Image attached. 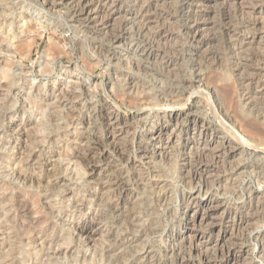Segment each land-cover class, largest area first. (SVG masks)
Segmentation results:
<instances>
[{
    "label": "rangeland",
    "instance_id": "rangeland-1",
    "mask_svg": "<svg viewBox=\"0 0 264 264\" xmlns=\"http://www.w3.org/2000/svg\"><path fill=\"white\" fill-rule=\"evenodd\" d=\"M0 3V264H264V191L255 189L264 178V71L236 70L229 51L230 43L241 45L238 58L248 59L243 42L253 32L244 22L248 14L230 7L235 27L229 38L216 7V45L211 43L213 57L203 59L191 53L177 0H109L106 8L118 9L109 33L72 22V4L65 0ZM118 27L127 30L126 43L150 39L155 57L123 56L110 39ZM183 78L184 93L170 98L168 88L181 87ZM190 96L197 100L198 127L214 128L194 135L195 148L188 146L193 135L175 128L170 114L191 105ZM104 103L125 126L115 140L123 149L119 155L104 136ZM183 118L178 121L186 126ZM161 124L171 132L168 155L153 165L139 147L148 130ZM15 157H22L16 168ZM49 159L54 161L47 170ZM16 171L46 180L30 185ZM120 176L118 187L113 182ZM147 178L164 184L152 186ZM204 199L211 205L203 206ZM25 208L28 214L15 215ZM194 210L195 227L188 225L182 234ZM85 218L99 229L88 245L73 229ZM58 245L63 256L42 255Z\"/></svg>",
    "mask_w": 264,
    "mask_h": 264
},
{
    "label": "bare ground",
    "instance_id": "bare-ground-1",
    "mask_svg": "<svg viewBox=\"0 0 264 264\" xmlns=\"http://www.w3.org/2000/svg\"><path fill=\"white\" fill-rule=\"evenodd\" d=\"M56 1V0H55ZM69 3L72 4V15H71V20L72 22H75V23H79V24H82V25H85V26H89L91 27L92 29L94 30H101L102 28L103 29H106L105 31L108 32L109 30L112 31V28L114 29V25H113V22L115 20V17H116V12L118 13V9L115 8V6H110L109 8H106V5L108 3L109 0H92L90 3L89 0H65ZM115 1V0H114ZM139 1V0H138ZM178 1V14L179 16L181 17L182 21V29L184 31V33H188V36H189V39H190V42L191 44L193 45V48L192 49V52L193 53V56L194 57H201L203 59H206V58H210L214 51H212V46L216 43L213 44V42L215 41V38H216V32L214 31V28H215V21H214V14H215V8L218 7L220 8V11H222V21L224 23V26L221 27L223 28V33H225V35L227 37H231L232 35V32L234 30V27L231 22L229 21L230 19V7H232L233 5H235V9L240 12L241 14H245L244 16L247 15V19L245 18V23L247 25L250 26L251 29H253V32L252 34H248L247 37L244 36L243 38V42H244V46L248 45V50L250 49L249 51V54H248V59L246 58L245 60L244 59H241V58H238L239 57V54H240V50L242 48V46H237L236 43H230L229 45V51L230 53L232 54V63H233V66L235 67L236 70H240L241 68H245L247 66H251V67H256L258 68V70H261V71H264V0H251V1H248V0H177ZM164 3V2H163ZM2 3H0V6H1ZM110 5V4H109ZM108 5V6H109ZM140 5V4H139ZM136 6V5H135ZM144 6V5H143ZM120 7V6H119ZM175 8V7H174ZM233 8V7H232ZM129 9V8H127ZM146 10V9H145ZM172 10V9H171ZM122 12V11H121ZM137 12V11H136ZM239 13V14H240ZM99 14H102L100 18H98ZM151 14V13H150ZM218 14V13H217ZM126 15V14H125ZM234 15V14H233ZM236 15V14H235ZM5 16V15H4ZM119 16V15H118ZM121 16V14H120ZM153 17V16H152ZM156 17V16H155ZM242 17V16H241ZM161 18V17H160ZM239 18V17H238ZM118 19V18H117ZM149 19V18H148ZM156 19V18H155ZM244 19V18H243ZM152 20V19H151ZM129 21V20H128ZM164 21V20H163ZM239 21V20H238ZM134 22V21H133ZM179 22V21H178ZM154 23V22H152ZM116 24V23H115ZM119 24H120V21H119ZM130 24V23H129ZM147 24V23H146ZM145 24V25H146ZM151 24V23H150ZM157 24V23H156ZM238 24V23H237ZM28 25V24H27ZM131 25V24H130ZM144 25V24H143ZM148 25V24H147ZM159 25V24H158ZM218 25V24H217ZM31 26V25H30ZM119 26V25H118ZM157 26V25H156ZM247 26V27H249ZM21 27V26H20ZM117 27V26H116ZM128 27V26H127ZM217 27V26H216ZM149 28V27H148ZM131 29V27H130ZM168 29V28H167ZM220 29V28H219ZM137 30V29H136ZM142 30V29H141ZM146 30V29H145ZM110 31V32H111ZM114 31V30H113ZM112 31V32H113ZM127 30H125L124 27H118V29L115 30V32L110 36L111 38V42L113 44H115L117 47H122V50H124V54L123 56L126 57L127 54H136V55H139L140 57H143V58H151L153 55L155 57V54L152 52V49L151 47L149 46L150 45V42L151 40L150 39H146L144 38L143 41L142 40H139V42H130L128 41L127 43L124 41L127 36H126V32ZM147 31V30H146ZM241 31V29H240ZM133 32V31H132ZM148 32V31H147ZM162 32V31H161ZM160 32V33H161ZM101 33V31H100ZM109 33V32H108ZM131 33V32H130ZM157 33V32H156ZM173 33V32H172ZM183 33V34H184ZM90 34V33H89ZM128 34V33H127ZM142 34L143 31H142ZM148 34H150L148 32ZM218 34V33H217ZM237 34V33H236ZM240 34V33H239ZM132 35V34H131ZM172 35V34H171ZM234 35V33H233ZM149 36V35H148ZM156 36V35H153V37ZM157 36H160V35H157ZM166 36V35H165ZM170 36V35H169ZM240 36V35H239ZM131 37V36H130ZM142 37V36H141ZM150 37V36H149ZM233 37V36H232ZM97 38V37H96ZM136 38V37H135ZM164 38V37H163ZM219 38V37H218ZM238 38V37H237ZM236 38V39H237ZM128 39V38H127ZM158 39V38H157ZM220 39V38H219ZM241 39V38H240ZM107 40V39H105ZM129 40V39H128ZM165 40V39H164ZM170 40V39H169ZM217 40V39H216ZM236 41V40H235ZM107 42V41H106ZM157 42V41H156ZM237 42V41H236ZM240 42V41H239ZM211 43L213 45H211ZM238 43V42H237ZM166 44V43H165ZM227 44V43H226ZM246 44V45H245ZM164 45V44H163ZM190 45V46H192ZM216 45V44H215ZM156 46V44H155ZM162 47V46H160ZM247 47V46H246ZM102 48L103 45H102ZM116 48V47H115ZM217 48V47H216ZM213 49L214 50H218V49ZM228 48V46H227ZM13 49V48H12ZM110 49V48H108ZM108 49H105V50H108ZM121 50V49H120ZM119 50V51H120ZM121 50V51H122ZM190 50V48H189ZM13 51V50H12ZM227 52V51H226ZM1 53V52H0ZM158 53V52H157ZM217 53V52H216ZM7 54V53H6ZM121 54V53H120ZM118 55V53H117ZM216 55V54H215ZM229 55V54H228ZM135 56V55H134ZM231 56V55H230ZM229 56V57H230ZM243 56V55H241ZM137 57V56H136ZM139 57V58H140ZM171 57V56H170ZM192 57V56H191ZM213 57V56H212ZM216 57V56H214ZM118 58V56H117ZM131 58V57H130ZM116 59V58H115ZM192 59V58H191ZM117 60V59H116ZM122 60V59H121ZM130 60V59H129ZM141 60V59H140ZM167 60V59H166ZM171 60V59H170ZM230 60V59H229ZM257 60V62H256ZM128 61V60H127ZM150 61V59H149ZM153 61V60H152ZM254 61L256 63H254ZM126 62V61H125ZM151 62V61H150ZM164 62V61H163ZM196 62V61H195ZM139 63V61L137 62ZM161 63V62H159ZM169 63V62H168ZM196 63H199V62H196ZM129 64V63H128ZM154 64V63H153ZM152 64V65H153ZM192 64V63H191ZM134 65V64H133ZM139 65V64H138ZM158 65V63H157ZM197 65V64H196ZM147 66V65H146ZM161 66V65H160ZM192 66V65H191ZM135 67V66H134ZM133 67V68H134ZM139 67V66H137ZM136 69H139L137 68ZM142 67V66H141ZM144 67V66H143ZM196 67V66H195ZM199 67V66H197ZM196 67V68H197ZM149 68V67H148ZM147 68V69H148ZM153 68V67H152ZM193 68V67H192ZM141 69V68H140ZM139 69V70H140ZM114 70V69H113ZM152 70V69H151ZM199 70V68H198ZM197 70V71H198ZM256 70V69H255ZM158 72V71H157ZM237 72V71H235ZM194 73H195V70H194ZM243 73V72H242ZM153 75V74H152ZM134 76V75H133ZM176 76V75H175ZM197 76H202L201 73L198 71L197 72ZM174 77V76H173ZM184 77V76H183ZM131 78V77H130ZM164 78V77H163ZM166 78V77H165ZM186 78V77H185ZM198 78V77H197ZM196 78V79H197ZM129 84L132 85V83H134V81L132 79H129ZM180 80V79H179ZM201 80V79H200ZM192 81V80H191ZM175 82V81H173ZM177 82V81H176ZM108 83V82H107ZM186 83V82H185ZM190 83V82H189ZM175 84V83H174ZM177 84H180V83H177ZM182 85H180L181 87H175V86H170L168 88V94L170 96V98L173 96L176 97V95L180 96L184 93V90L186 89V86L184 85V78L181 82ZM134 85V84H133ZM138 85V84H137ZM167 86V85H166ZM129 87V86H128ZM135 87V86H134ZM89 88V87H88ZM163 88V87H162ZM188 88V87H187ZM227 89V88H226ZM127 90V89H126ZM166 90V89H165ZM130 92V91H129ZM165 92V91H164ZM230 93V91H228ZM86 94V93H85ZM164 94V93H163ZM76 96V95H75ZM117 97V96H116ZM135 97V96H134ZM168 97V96H167ZM192 96H190L189 99H191ZM119 98V97H118ZM145 99L147 97H144ZM179 98V97H178ZM143 99V98H142ZM214 99V98H213ZM138 100H139V97H138ZM171 100V99H170ZM177 100V99H176ZM140 102V101H139ZM192 104L189 105L186 109L185 108H179V109H176L173 110L174 112H170L171 116H172V120L174 121V127L175 128H182L183 130H185V132H188L190 135H193L191 136V140H188V146H190L191 148L198 145V139L199 137L196 139L194 138V135H196V133H198V135H200L203 131L204 133H206L208 130H213L214 128H211L210 126H208V128H205V129H200V125L198 127V124H199V119H198V116L196 114V110H197V100L192 98L191 101ZM22 104V103H21ZM105 105V103H104ZM184 105V104H183ZM2 106V105H1ZM103 119L102 121L106 123L107 125V129L105 131V135L107 139H110L112 140V146H113V150L116 152V154H122V147L119 146V144H117L118 142V138L119 136L122 134L123 132V127L125 126H119V119H118V113L114 110V109H111L107 104L103 107ZM184 110V111H183ZM102 111V109H101ZM2 112V111H1ZM11 112V111H10ZM198 113V112H197ZM3 114V113H2ZM72 114V113H71ZM169 114V113H168ZM167 114V115H168ZM184 116L183 119H188L189 122L186 124V126L182 123V121H178L182 116ZM191 118V120H190ZM122 120V119H121ZM184 122V121H183ZM209 125V124H208ZM212 125V124H211ZM16 126V125H14ZM22 126V125H21ZM13 127V126H12ZM172 127V126H171ZM191 127V129H190ZM231 127V126H230ZM17 128V127H15ZM226 129V128H225ZM11 130V129H10ZM16 129H14L15 131ZM173 130V129H172ZM191 130V131H190ZM17 131V130H16ZM226 131H229L234 134H236L237 138L239 139H242L245 142V144L247 143V140L245 139L244 135L242 134H239V132H236L235 130H231L229 128L226 129ZM210 132V131H209ZM147 135H144L145 139H146V144L145 146H140V154L142 156V158L148 160V161H152L153 165L156 164L154 163V160H157L156 158L160 159V160H163L166 156V154L168 153V148H169V137H170V134L171 132L169 131L168 129V126L165 125V124H161V125H158L157 127L153 128L152 130H148V132L146 133ZM20 135V134H19ZM26 135V134H25ZM189 135V136H190ZM210 135V134H209ZM235 136V137H236ZM139 137H143V134L142 135H139ZM22 138V137H21ZM105 138V137H104ZM235 138V139H237ZM97 139V138H96ZM139 139V138H138ZM117 140V142L115 141ZM21 141V140H20ZM106 141V140H105ZM143 141V139H142ZM212 141L211 139L207 142V144ZM239 141V140H238ZM99 142V141H98ZM213 142V141H212ZM241 142V141H240ZM239 142V143H240ZM249 142V140H248ZM253 142V141H252ZM251 142V143H252ZM10 143V142H9ZM12 143V142H11ZM187 143V142H186ZM242 143V142H241ZM244 143V142H243ZM205 144V143H204ZM249 144V143H248ZM91 145V144H90ZM201 145V144H199ZM79 146V145H78ZM207 146V145H206ZM232 146V145H231ZM14 147V145L12 146ZM81 147V146H80ZM84 147V146H82ZM110 147V146H109ZM124 147V146H123ZM25 148V147H24ZM90 148V147H89ZM189 148V149H191ZM195 148V147H194ZM233 148V147H232ZM16 149V148H15ZM21 149V148H20ZM91 149V148H90ZM200 149V148H199ZM87 150V149H86ZM112 150V151H113ZM33 151V150H32ZM57 151V150H56ZM54 151V152H56ZM193 151V150H192ZM30 152V151H29ZM83 152V151H82ZM105 152V151H104ZM194 152V151H193ZM196 152V151H195ZM18 153V152H17ZM21 153V152H20ZM78 153V152H76ZM90 153V151H89ZM16 154V153H15ZM19 154V153H18ZM103 154V153H102ZM199 154V153H198ZM238 154V153H237ZM47 155V154H45ZM87 155V154H86ZM85 155V156H86ZM93 155V153L91 154ZM101 155V154H100ZM138 155V154H137ZM168 155V154H167ZM241 155V154H240ZM17 156V155H16ZM54 155H51V157H53ZM102 156V155H101ZM121 156V155H120ZM140 156V155H139ZM25 157V156H24ZM50 157V158H51ZM81 157V156H80ZM88 157V156H87ZM92 157V156H91ZM97 157V156H96ZM240 157V156H239ZM22 158V157H21ZM21 158L20 157H15L13 158V163H15V167L16 168L19 164H20V161H21ZM77 158V157H76ZM90 158V157H89ZM218 158V157H217ZM38 159V158H37ZM45 159V158H44ZM92 159V158H91ZM168 159V158H167ZM29 160V159H28ZM94 160V159H93ZM145 160V161H146ZM171 160V159H170ZM231 160V159H230ZM45 161V160H44ZM54 160L53 159H49L47 160V162L45 163V166L47 167V170H48V167H50L52 165V162ZM98 161V160H97ZM144 161V160H143ZM184 161V160H183ZM23 162V160H22ZM84 162V161H83ZM88 162V161H87ZM94 162V161H93ZM96 162V161H95ZM94 162V163H95ZM157 162V161H156ZM182 162V161H181ZM86 163V162H85ZM132 163V162H131ZM188 163V161H187ZM33 164V163H32ZM87 164V163H86ZM90 164V163H89ZM143 164V163H142ZM145 164V163H144ZM222 164V163H221ZM95 165V164H94ZM160 165V164H158ZM40 166V165H39ZM55 166V165H54ZM76 166V165H75ZM89 166V165H88ZM109 166V165H108ZM147 166V165H146ZM264 166V165H263ZM57 167V166H55ZM59 167V166H58ZM155 167V166H154ZM189 167V166H188ZM191 167V166H190ZM29 168V167H28ZM33 168V167H32ZM43 168V167H42ZM93 168V167H92ZM115 168V167H113ZM112 168V169H113ZM157 168V167H156ZM27 169V168H26ZM101 169V167H100ZM104 169V168H103ZM142 169V168H141ZM151 172L154 171L155 168H148ZM159 169V167H158ZM19 170V169H18ZM41 171V170H40ZM54 171V170H53ZM88 171V170H87ZM86 171V172H87ZM194 171V170H193ZM200 171V169H199ZM91 172V171H90ZM101 173V172H100ZM193 173V172H192ZM195 173V171H194ZM50 174V173H49ZM109 174V173H108ZM117 174V173H116ZM148 174V173H147ZM157 174V173H156ZM198 174V173H197ZM15 175L17 176V179H22V181H29L30 185H35V184H40L44 179L42 177L44 176H41L37 173H29L28 175L27 174H22L20 171H16L15 172ZM95 175V174H94ZM111 175V173H110ZM119 175V174H118ZM15 176V177H16ZM48 176V175H47ZM109 176V175H108ZM148 176V175H147ZM157 176V175H156ZM155 176V177H156ZM94 177V176H93ZM98 177V176H97ZM102 177V176H101ZM151 177V176H150ZM163 177V176H162ZM58 178V177H57ZM61 178V177H60ZM96 178V177H95ZM111 178V177H110ZM123 178V177H122ZM120 177H116L113 184L114 185H121L123 184V179ZM144 178V177H142ZM160 178V177H159ZM200 178V176H199ZM198 178V179H199ZM204 178V177H203ZM148 179V178H147ZM146 179V181H147ZM211 179V178H210ZM46 180V179H45ZM67 180V179H66ZM63 181V180H62ZM61 181V182H62ZM99 181V180H98ZM111 181V180H110ZM47 182V181H46ZM49 182H50V179H49ZM56 182V181H55ZM163 182L164 184V180L163 179H154V178H151V179H148V183H150L152 186L154 185H159ZM23 183V182H22ZM44 183V182H43ZM57 183V182H56ZM59 183V182H58ZM45 184V183H44ZM62 184V183H61ZM112 184V183H111ZM56 185V184H55ZM97 185V184H96ZM101 185V184H100ZM162 185V184H161ZM52 186V185H51ZM126 186V185H124ZM208 186V185H207ZM41 187V186H40ZM128 187V186H127ZM136 187V186H135ZM65 188V187H64ZM157 188V187H156ZM49 189V188H48ZM53 189V188H52ZM110 189V188H109ZM129 190V189H128ZM99 191V190H98ZM130 191V190H129ZM192 191V190H191ZM124 192V190H123ZM159 193V192H158ZM157 194V193H156ZM165 194V193H164ZM95 195V194H94ZM98 195V194H97ZM101 195V194H100ZM131 195V194H130ZM160 195V194H159ZM192 195V194H191ZM257 197V196H256ZM123 198V197H121ZM165 198V196H164ZM97 199V198H96ZM192 199V198H191ZM258 199V197H257ZM120 200V199H119ZM190 200V199H189ZM43 201V200H42ZM97 201V200H96ZM99 201V200H98ZM157 201V200H155ZM259 201V199L257 200ZM92 202V201H91ZM90 202V203H91ZM106 202V201H105ZM104 202V203H105ZM111 202V201H110ZM194 202V201H193ZM210 199L207 200V199H204L202 201V205L203 206H209V204L211 205L210 203ZM83 203V202H82ZM103 203V202H102ZM190 203V202H189ZM213 203V202H212ZM22 204V203H21ZM98 204V203H97ZM108 204V203H107ZM124 204V203H123ZM193 204V203H192ZM219 204V203H218ZM128 205V204H127ZM196 205V204H194ZM77 206V205H76ZM116 206V205H115ZM114 206V207H115ZM218 206V205H217ZM22 207V206H21ZM52 207V206H51ZM110 207V206H109ZM98 208V207H97ZM100 208V207H99ZM129 208V206H128ZM194 208V207H193ZM198 208V207H196ZM205 208V207H204ZM210 208H213V210H216V205L215 207L214 206H211ZM29 209V208H28ZM27 209V210H28ZM113 209V208H112ZM206 209V208H205ZM204 209V210H205ZM209 208L207 207V210ZM17 210V209H16ZM27 210L26 208L25 209H22V210H18V212L15 214V215H20V214H26L27 213ZM73 210V209H72ZM78 210V209H76ZM108 210V209H107ZM119 210V209H117ZM128 210V209H127ZM200 210V209H199ZM104 211V210H103ZM122 211V210H121ZM185 211V210H184ZM202 211V210H201ZM73 212V211H72ZM92 212V211H91ZM105 212V211H104ZM107 212V211H106ZM115 212V211H114ZM194 216L190 217V218H186L185 216V224L181 227V231L179 230V232H181L183 234V230H186L185 228L188 227L189 229V226L193 227L194 226V223L196 221V219L199 217V214H198V211L197 210H194ZM203 212V211H202ZM246 212V211H245ZM30 213V212H29ZM7 214V219L9 218V214ZM5 214V215H6ZM28 214V213H27ZM86 214V213H85ZM193 215V214H192ZM234 215V214H233ZM120 216V215H119ZM128 216V215H127ZM131 216V215H130ZM15 218V217H14ZM81 218V217H80ZM91 218V217H89ZM89 218H85L83 219L81 222L79 223H76L75 226H73V229L74 231L76 232L78 238L81 240V242L85 245H88V244H91L92 241H94V238H95V235L97 234L98 232V227L96 225L94 226H90L88 223L90 221ZM98 218V217H97ZM203 218V217H202ZM202 218L200 217V221L202 220ZM93 219V218H92ZM99 219V218H98ZM124 219V218H122ZM128 219V218H127ZM75 220V219H74ZM104 220V219H102ZM188 220V221H187ZM13 221V220H12ZM93 221V220H92ZM199 221V220H197ZM199 221V222H200ZM129 222V221H128ZM104 223V222H103ZM94 224V223H93ZM187 225V226H186ZM189 225V226H188ZM193 225V226H192ZM201 225V224H200ZM41 226V225H40ZM42 227V226H41ZM115 227V226H114ZM195 227V226H194ZM193 227V228H194ZM198 227V226H197ZM196 227V228H197ZM110 228V227H109ZM113 228V227H112ZM135 228V227H134ZM192 228V229H193ZM195 228V229H196ZM191 229V228H190ZM109 231V230H108ZM113 231V230H112ZM106 232V231H105ZM130 232V231H129ZM132 232V231H131ZM194 232V231H193ZM212 232V231H211ZM74 233V232H73ZM188 233V232H187ZM196 233V232H195ZM194 233V234H195ZM75 234V235H76ZM218 234V233H217ZM38 235V234H37ZM51 235V234H50ZM75 235H73L75 237ZM124 235V234H122ZM141 235V234H140ZM187 235V234H186ZM189 235V234H188ZM191 235V234H190ZM138 236V235H137ZM196 237L194 238H199L197 235H195ZM230 236V235H229ZM103 237V236H102ZM107 237V236H106ZM185 237V236H184ZM27 238V237H26ZM34 239V237H31ZM99 238V237H98ZM192 238V237H191ZM193 238V239H194ZM216 238V237H215ZM38 239V238H37ZM55 239V238H54ZM75 239H77V237H75ZM187 239V238H186ZM199 240V239H198ZM46 241V240H45ZM112 241V239H111ZM109 241V242H111ZM190 241V240H189ZM80 242V241H79ZM194 242V241H193ZM200 242V240H199ZM38 243V241H37ZM36 243V244H37ZM49 243V242H48ZM99 243V242H98ZM124 243V242H123ZM122 243V244H123ZM196 242H194L195 244ZM198 243V241H197ZM146 246V245H145ZM40 247V246H39ZM196 247V246H195ZM194 247V248H195ZM237 247V246H236ZM88 248V247H87ZM116 248V247H115ZM142 248V247H141ZM29 249V248H28ZM48 249V248H47ZM27 250V249H26ZM68 250V249H67ZM75 250V249H74ZM94 250V249H93ZM126 250V249H125ZM141 250V249H140ZM61 251L63 253V248L61 245H58L56 247H53L52 250L48 251V250H43L42 251V255L43 256H46L48 258H51V257H59V255L61 254ZM87 251V250H86ZM104 251V250H103ZM106 251V250H105ZM172 251V250H171ZM175 251V250H174ZM91 252V251H90ZM127 252V251H126ZM134 252V251H133ZM115 254V253H114ZM143 256L144 257H149V254L150 252L148 250H144L142 252ZM173 254V253H172ZM63 256V254H61ZM122 255V254H121ZM120 255V256H121ZM166 255V254H165ZM175 255V254H174ZM178 255V254H177ZM182 256V255H181ZM180 256V257H181ZM134 257V256H133ZM132 257V258H133ZM168 257V256H167ZM33 258V257H31ZM64 258V257H63ZM136 258V257H135ZM166 258V257H165ZM54 259V258H53ZM115 259V258H114ZM181 259V260H180ZM179 260L180 261H185L182 260V258H180ZM195 259V258H194ZM178 260V259H176ZM54 261V260H53ZM167 261V260H165ZM195 261V260H194ZM32 262V261H31Z\"/></svg>",
    "mask_w": 264,
    "mask_h": 264
},
{
    "label": "built area",
    "instance_id": "built-area-1",
    "mask_svg": "<svg viewBox=\"0 0 264 264\" xmlns=\"http://www.w3.org/2000/svg\"><path fill=\"white\" fill-rule=\"evenodd\" d=\"M255 189L258 192H263L264 191V178L260 181L259 184L255 185Z\"/></svg>",
    "mask_w": 264,
    "mask_h": 264
}]
</instances>
